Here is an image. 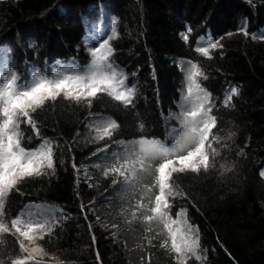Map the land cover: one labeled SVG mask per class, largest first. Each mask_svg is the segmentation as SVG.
Segmentation results:
<instances>
[{
    "label": "trees",
    "instance_id": "16d2710c",
    "mask_svg": "<svg viewBox=\"0 0 264 264\" xmlns=\"http://www.w3.org/2000/svg\"><path fill=\"white\" fill-rule=\"evenodd\" d=\"M96 33L105 35L109 60L134 88L132 102L126 106L106 92L80 101L58 96L31 112L36 130L20 124L21 146L31 151L49 142L52 167L15 185L5 198L3 220L10 225L37 206L48 216L31 218L48 220L51 229L37 245L63 264H139L126 259L121 234L104 231L90 203L98 194L118 200L115 181L124 176L111 169L128 159L126 145L140 139L171 145L169 131L180 128L171 117L181 112L186 75L195 63L216 120L210 166L172 173L174 194L163 212L172 231L181 230L178 244L189 228L198 236L200 259L182 262L164 222L145 220L159 194L153 187L159 161L128 186V211L144 248L163 264H264V0H0V49L10 50L9 67L16 70H81L92 59L88 41ZM208 41L218 46L206 57L196 48ZM106 121L117 127L99 139ZM22 240L0 234L4 264L18 258Z\"/></svg>",
    "mask_w": 264,
    "mask_h": 264
},
{
    "label": "snow or ice",
    "instance_id": "6c2138e0",
    "mask_svg": "<svg viewBox=\"0 0 264 264\" xmlns=\"http://www.w3.org/2000/svg\"><path fill=\"white\" fill-rule=\"evenodd\" d=\"M183 39L187 42L188 34H184ZM217 46L216 42L208 41L200 44L196 51L208 57L209 49ZM111 52L108 40H104L97 47L90 49L92 59L82 72L72 74L56 72L49 77L41 72L32 71L30 78L23 79L16 70L9 67L10 50L0 49V234L13 233L22 237L23 240L20 242L22 252H28L29 245H33L36 239H42L43 235L51 230L50 224L48 220H33L32 214L28 213L13 218L9 225L3 220L5 198L20 180L40 175L43 168L52 167V146L45 142L41 147L31 151L23 148L20 124L26 122L35 131L30 113L41 107L46 100H55L61 95L65 99L80 101L89 97L95 98L97 93L106 92L114 100L126 106L130 104L135 90L125 85L126 77L109 60ZM190 69L186 75V94L182 93L179 104L181 112L171 117L177 119L180 124L179 129H172L168 133L171 145L155 139L133 141L130 146H125V155L128 159L121 168L111 169L123 175L125 183L131 187L139 181L138 173L149 172L153 168V162L159 161L155 167L153 185L158 186L159 194L155 196L154 206L150 209L153 215L145 217V220L151 222L159 218L164 222V227L169 232L171 249L182 262L189 256L200 259L199 238L193 236L189 228L187 233H181V243H177V232L181 230L172 231L163 212V209L169 207L167 196L174 194L169 181L174 172H199L201 168L204 170L209 168L210 158L207 149L212 147L209 137L216 126L215 117L210 115V94L201 88L197 80L203 73L195 63H191ZM232 94H235L234 89ZM230 102L229 96L226 98L225 106L227 107ZM102 126L103 132L98 135L99 139L111 136V130L115 129L117 124L114 121H106L102 122ZM125 172L128 175H125ZM105 174L107 175V172ZM151 190V187L148 188V191ZM137 207L144 205L138 204ZM25 215L29 218L25 219ZM52 219H55L54 215ZM172 223L175 224L177 221ZM40 251L38 247H32L28 257L17 258L12 264H27V261L34 258L32 253Z\"/></svg>",
    "mask_w": 264,
    "mask_h": 264
},
{
    "label": "rangeland",
    "instance_id": "374dc122",
    "mask_svg": "<svg viewBox=\"0 0 264 264\" xmlns=\"http://www.w3.org/2000/svg\"><path fill=\"white\" fill-rule=\"evenodd\" d=\"M104 40L105 35L96 33L95 36L89 39L88 46L91 47V49L95 48ZM84 69L85 67L79 70L63 65H55L52 74H49L48 76L52 77L56 72L72 74L82 72ZM17 70L23 79L30 78V73L35 71L32 66ZM89 99H91V97L82 100ZM81 169L83 170L84 179L91 180L92 177L89 175L88 171L84 167H81ZM115 185V192L119 194L118 200L116 201L103 194H98L90 203L93 216L97 222H99L104 231L109 233L112 237L117 238V236L121 234L124 256L128 261L139 264H163V261L154 254L152 249L144 248L142 235L134 226L135 217L130 216L126 204L131 192L128 190V185L125 183V179L115 181ZM27 210L32 214V217L38 215L48 216L47 212L42 211L37 206H29ZM24 243L28 244L27 241H24ZM32 247L39 248L36 240L33 245H29L28 252H22V250L18 251V258L28 257ZM32 255L34 258L27 261V264H63L57 257L48 255L42 250L39 253H32ZM1 259L2 258H0V264H4ZM9 264H12V262Z\"/></svg>",
    "mask_w": 264,
    "mask_h": 264
}]
</instances>
